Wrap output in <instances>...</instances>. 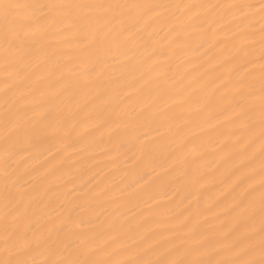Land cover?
Returning <instances> with one entry per match:
<instances>
[{
  "label": "snow or ice",
  "instance_id": "6c2138e0",
  "mask_svg": "<svg viewBox=\"0 0 264 264\" xmlns=\"http://www.w3.org/2000/svg\"><path fill=\"white\" fill-rule=\"evenodd\" d=\"M77 9L79 13L74 14ZM195 9L219 11H215V19L210 18L212 23L203 20L197 25ZM253 9L260 17L258 41L251 21L240 32L228 28L224 40L232 45V60L254 57L253 46L259 44L258 83L250 73L238 76L224 85L227 92L221 100L228 101L229 119L249 137L259 127L258 233L253 223L257 202L249 199L251 193L227 211L231 224L224 222L207 232L193 226L182 236L151 242L134 237L122 240L115 227L99 226V218L86 219L82 205L66 208L62 204L39 215L41 199L32 195L38 189L27 179L30 169L20 161L38 155L36 150L45 141L71 139L86 121L106 130L116 152H124L130 142L125 137L140 130L135 137L140 159L133 155L127 164H152L167 152L177 164H188L185 177L199 183L201 177L191 164L196 163L192 157L200 149L182 134L188 118L167 103L172 88L183 83V79L169 77L173 65L168 61L180 55L177 49L182 50L193 38V29L211 31L225 16L229 23L244 21L253 15ZM163 13H170L167 27L171 40L168 36L161 40L160 33L149 31L150 22ZM81 14L88 16V25L81 23ZM92 24L96 25L94 31L89 28ZM72 30L78 36L76 53L65 43ZM114 53L126 63L120 62V76L106 78L105 66L118 62ZM244 67L247 65L238 71ZM0 73V264H264V0L258 6L247 0L222 4L0 0ZM125 73H142L140 79L145 83L138 91L149 89L148 99L135 107L124 99L127 88L135 87V83L128 84ZM114 87L122 90L112 95ZM85 89L94 102L86 116V109L74 103ZM205 101L199 111L210 107L207 96ZM237 143H243V138ZM254 174L255 169H250L249 177ZM111 195L112 189L101 188L95 193L101 200L94 199L93 207ZM53 203L46 207L52 208Z\"/></svg>",
  "mask_w": 264,
  "mask_h": 264
},
{
  "label": "bare ground",
  "instance_id": "6f19581e",
  "mask_svg": "<svg viewBox=\"0 0 264 264\" xmlns=\"http://www.w3.org/2000/svg\"><path fill=\"white\" fill-rule=\"evenodd\" d=\"M53 2L222 4L230 0H53ZM247 2L258 6L260 0ZM193 11L199 13V20L196 21L198 25L203 20L212 23L215 11L219 10ZM73 12L79 13V10ZM81 15L83 17L81 23L88 25V16ZM168 15L170 13H163L155 22H150L149 31L160 33L161 40L168 36ZM259 20V13L253 9V15L244 21L233 19L229 23L225 16L224 20L216 24L211 31L201 32L195 28L193 38L187 41L182 50L177 49L180 55L168 61L173 65L169 77L177 81L183 79V83L172 88L167 103L172 106L173 111L182 112L188 118V123L182 128V134L200 149L192 157L196 163L191 164L192 171L201 177L199 183L193 184L185 177L184 169L189 166L188 164H177L174 157L169 159L167 152L162 159L158 157L152 164L145 163L139 167L135 166V162L132 165L127 164L126 161L133 155H136L137 160L140 159L135 140L140 130H134L125 137L130 142L124 152H116L108 142L106 130L97 127L92 121H86L71 139L63 143L56 140L45 141L36 150L38 155L20 161L23 167L30 169L31 174L27 179L38 189L32 195L41 199L39 215L50 213L62 204L66 208L82 205L81 214L86 219L97 221L99 218V226L115 227L122 240L128 241L129 237H134L137 240L151 242L182 236L193 226L207 232L221 223L231 224L232 216L226 215L227 211L239 203V198L251 193L249 199L255 198L257 202L253 223L258 233L261 168L259 127L257 126L251 137L240 130L238 125L229 119L231 109L228 101H222L221 96L227 92L224 85L238 76L250 73L257 78L258 83L259 44L253 46L256 49L254 57L241 56L238 60H232L229 56L232 45L224 40V34L228 28L237 32L242 28L247 29L251 21L255 25L252 32L258 41ZM95 27L94 24L89 25L92 31ZM67 36L65 43L68 50L78 52V36L75 30L68 32ZM171 38L168 36V40ZM114 55L117 56L118 62L105 66L106 78L107 75H113V78L120 76L121 73L117 71L121 67L120 62L126 63L123 56L117 53ZM108 59L111 60V57ZM243 65L247 67H244L243 71H238ZM125 75L128 84L135 83V87L127 88L124 99L129 106L135 107L148 99L149 89L138 91L145 83V80L140 79L142 73H135L134 76L127 73ZM2 79L3 74L0 73V81ZM161 86H165L163 81ZM2 87L3 84L0 83V88ZM121 90L120 87H114L112 95ZM87 93V89L83 90L74 101L86 109L84 116L94 107L93 98ZM189 96L192 99H189ZM205 96L210 102V107L199 111L204 108ZM197 99L199 103L195 102ZM239 138H243V143H237ZM252 168L255 169V174L250 178L249 171ZM104 187L112 189L111 197L102 199L101 204L93 207L94 199L101 200L95 197V193ZM52 201H54L52 208L46 207ZM2 207L0 204V211ZM256 239L258 242V235Z\"/></svg>",
  "mask_w": 264,
  "mask_h": 264
}]
</instances>
